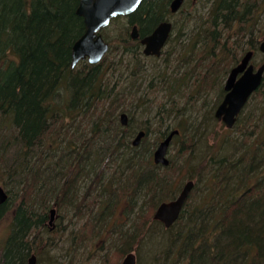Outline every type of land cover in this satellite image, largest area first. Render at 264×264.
I'll use <instances>...</instances> for the list:
<instances>
[{
	"label": "trees",
	"instance_id": "obj_1",
	"mask_svg": "<svg viewBox=\"0 0 264 264\" xmlns=\"http://www.w3.org/2000/svg\"><path fill=\"white\" fill-rule=\"evenodd\" d=\"M170 1L143 0L132 15L118 17L110 25L119 27L117 47L130 55L127 63L129 67L133 65L131 76L136 79L140 71L144 72L137 69L143 68L140 62L146 56L140 40L130 37L131 28L137 24L140 36L144 37L161 21L173 19ZM212 1L208 20L192 29L188 47L178 56L186 66L183 74L171 76L166 72L158 80L166 84L170 96L192 79L195 92L201 89L207 92L204 87L209 85L213 90L211 86L215 83L217 106L224 97L228 73L243 56L252 50L253 61L263 60L259 47L264 40V0ZM79 3L80 0H0V184L9 195L0 206V224L10 218L11 228L0 250L1 264H28L32 254L37 255V264H62L59 250L66 242L65 230L59 227V218L53 225L49 224L51 203L54 202L57 210L59 206L73 205L80 176L89 178L94 166L105 162L107 155L113 159L112 164L121 159V164L132 171L130 179L123 183L124 189L120 186L117 195L111 193L108 203L125 194L134 202L138 192L154 211L161 202L174 199L186 179L200 181L202 176L207 192L206 199L199 195L200 202L190 209L186 203L176 223L168 229L150 220L153 225L158 224V229L145 231L146 222L140 225L144 216L140 211L126 230L114 227L107 237L115 234L117 239L113 241L112 252L103 257V264H119L112 261V256L119 259L133 252L138 244L144 249L143 252L135 249L139 264L146 257L148 264H264V130L250 134L245 129L238 138L227 135L219 144L214 137L208 144L207 127L201 131L200 123L195 128L187 110L181 112L171 104L170 110L158 112V116L166 117L158 121L153 146L145 148L152 133V126L147 123L140 128L146 132L145 138L134 147L132 140L140 129L132 130L131 118L126 127L119 123L118 108L114 107L117 96L113 94H119L118 88L122 91L123 86L113 83L110 76L115 70L109 59L116 57L107 34L110 26L102 31L110 44L104 59L98 64L82 61L71 67L72 47L86 30L84 19L77 14ZM123 20L125 26H120ZM178 38L171 36L167 44L174 46ZM199 47L203 60L199 58L197 62H204L205 67L200 71L198 64H191ZM169 53H174V48ZM124 61L123 57L119 65ZM263 87L264 81L245 108ZM133 91L129 86L128 94ZM245 108L235 126L243 119ZM260 110L264 111V103ZM171 115L181 118L173 129L167 123ZM85 120L87 125L82 129ZM58 125L59 139L51 146L46 141ZM65 128L69 132L74 130L73 134L61 133ZM87 128L90 136L74 138L77 131ZM173 130L179 134L174 136L171 146L180 140L178 156L185 159L177 165L172 159L169 166L154 164V149ZM47 145L51 148L45 151ZM218 145L219 152L215 149ZM206 149L205 157L197 155ZM198 157L201 158L198 164L193 165L191 160ZM189 161L191 176L178 182L182 168ZM66 169L72 178L63 173ZM197 180L190 198L198 187ZM112 183H104V177L99 180L104 190ZM101 215L94 218V223L91 221L90 231L99 227ZM96 233L98 236L99 230ZM71 237L66 251L68 264L73 260L69 259L73 250L86 234L77 231ZM52 251L58 257L44 258Z\"/></svg>",
	"mask_w": 264,
	"mask_h": 264
},
{
	"label": "rangeland",
	"instance_id": "obj_2",
	"mask_svg": "<svg viewBox=\"0 0 264 264\" xmlns=\"http://www.w3.org/2000/svg\"><path fill=\"white\" fill-rule=\"evenodd\" d=\"M213 1L212 0H186L184 6L181 8V10L171 19L172 22H174L176 28L172 32V39L178 38L177 42L174 41L173 45L167 44L165 47L162 56L159 58L155 57H146L145 59L141 60V65L143 68H138L137 71L144 70V72L140 71L138 74V78L136 79L135 76H131L132 74V66L129 67L128 61L131 59L130 55H127L125 53H122V50L118 48V35H119V27L116 25L110 26L108 28L109 32L108 39L113 44L114 52L116 57L113 55L111 56V59H109L114 66V74L110 75L112 76L113 83H119L120 86H123V90H119V94H113L114 97L117 96L116 105H114L115 108H118L116 110V115H118V122L120 123V114L121 113H127L129 118L132 119V130L138 131L142 126H146L147 123L152 126V133H150L149 140L146 142L145 148H150L155 143V139L158 133V121H161L162 118H165L166 116H158V112L162 111H168L170 110L171 104H175V108L184 111V108L187 110V114L190 115V119L193 120L194 123L192 125L195 126V128H198V125L203 126L201 129L204 130L205 127H207L206 133L209 135L210 141H208V144H211L212 138L216 137L218 143H221V140L229 136V138H238L241 131L250 133V134H257L264 130V111L260 110L261 105L264 103V87L263 91L255 96L248 107L245 108L243 112V119L241 120L240 124L236 125L233 129H227L225 125L222 122L217 121L215 117V111H216V104L218 101V86L213 83V90H211L209 86H205L204 88H207V92H201V91H193L192 84H194V79L184 82L181 89L178 93H176L174 96H170L169 90L167 89L166 84L162 83L161 80H158L159 75L162 73H166L175 76L177 74H183V71L186 69V66L182 65L178 60L179 54H182L183 49L188 47V41H189V34L192 32V29L195 26H198L199 24H202L208 20L209 15V9L212 7ZM126 20H123L119 23L120 26H125ZM177 36V37H176ZM171 48H174V53L170 55L169 50ZM200 50V47L198 48ZM198 53V52H196ZM202 51L200 50L198 55L196 54L192 59L191 64L196 65L197 69H205L204 62L201 64L198 61L203 60L201 56ZM186 53H184L185 55ZM125 61L123 62V65H119L118 62L120 60H123V57ZM181 63V65H180ZM253 64L255 66H259L262 63V59L259 61H253ZM126 64V66H125ZM118 66V67H117ZM164 70H166L164 72ZM143 74V76H142ZM136 79V80H134ZM119 86V87H120ZM131 86V89L134 91L130 94H128V88ZM126 88V89H125ZM139 88V90H138ZM138 90V91H136ZM59 102V97H58ZM163 105V106H161ZM216 106V107H215ZM162 107V108H161ZM164 109V110H162ZM170 119H168L167 123L170 128H175V126L178 125L180 121V117L173 116ZM179 117V118H178ZM206 119V121H205ZM189 120V121H191ZM252 120L253 123H250ZM188 121V123H189ZM87 125L86 120L82 123V129H84ZM205 126V127H204ZM135 128V129H134ZM138 128V129H137ZM87 130V131H86ZM85 131H77L75 135V139H79L81 137L90 136V132L88 128ZM7 131V130H6ZM52 134L50 138L47 139L46 143L50 144L52 146V142L59 136V125ZM69 133V136L73 134L74 130L67 131V129L61 130V133ZM3 133V132H2ZM4 134V133H3ZM190 135V134H189ZM206 135V137L208 136ZM180 140H177L176 143L171 146V149L169 151V158L174 160L175 164L177 165L179 162H182L185 159L183 156L182 158L178 156V149L180 148L181 143H179ZM182 142V141H181ZM50 145H47V147L43 148L45 151H48L51 148ZM217 146V145H216ZM201 149H205V146H200ZM209 147V145L207 146ZM210 148V147H209ZM216 151H220V146L215 148ZM208 150H202L197 155L201 154V158L206 156ZM48 153V152H46ZM237 154V152H236ZM111 156H106L105 162H102V164H97L94 166V171L91 170V175L89 178L81 177L79 179V188L77 193V200L76 202L69 206V207H63L61 208L59 206V210H57V213L59 217H57L56 222L59 218V227L62 226L65 230V240L66 242L64 245L60 246L61 249L59 250V261L62 262V264H68V257L66 259L67 249L69 247V241L71 232H77L82 231L83 234H86V237L83 239V241L80 243L78 247H76L73 250V254L69 259H73L70 264H103V257L107 253H111L113 241L117 239L116 235L113 234V236H108L110 231L115 228H123L127 229L129 224H132V222L135 220V217L138 216V213L142 212L144 213L143 219L140 222V225L143 226V224L146 222L145 226L143 227L145 231H152L155 229H158V224L153 225L150 220L160 223L158 221L153 220V215L156 211V208L154 211H152L150 205L148 204V201L145 197H139L138 192L137 195L134 196L135 200H131V197L129 195L126 196H120V198L116 197L113 202L108 203V197L111 195V193L114 192L115 195H117L120 191V186L123 188V183L126 182L128 179H130L131 176V169H126L125 164H121L122 160L118 159L117 164H112V158ZM117 157L114 156L115 159ZM200 158V159H201ZM199 157L197 159H193L192 164L197 165L199 162ZM204 159V158H203ZM121 164V166L119 165ZM119 165V166H118ZM182 168V167H181ZM190 168V161L187 165H185L184 168H182V172L178 176V182H180L181 179L190 177L189 173ZM63 173L66 175L68 174L69 178H72V173L69 172V169L62 170ZM60 174V173H59ZM196 174V173H195ZM76 175V172L74 173ZM193 175V174H192ZM104 177V183L106 182H113L112 185H107L106 189L104 190L103 185H99V180H101ZM190 179H186L184 183ZM197 179L195 178L194 181ZM198 187L195 189L194 194L192 195V198L187 202L188 208L190 209L195 205V203L200 202L197 201L199 198V195H204L205 199V193L207 192L206 189V182H203V176L200 178V181L197 180ZM183 183V184H184ZM182 184V185H183ZM103 187V188H102ZM124 189V188H123ZM129 189V188H128ZM127 192V189H126ZM201 198V197H200ZM199 198V199H200ZM76 199V197H75ZM106 200V201H105ZM145 200L147 201V204L145 203ZM52 208L55 207L51 203ZM105 208L108 210L104 211ZM140 211V212H139ZM153 212V213H152ZM149 213V215H148ZM102 214V215H101ZM101 215V223L99 227L96 225L93 227L95 231L91 230V221L93 223L95 222V219H98ZM148 216V217H147ZM147 217L148 219L144 218ZM95 218V219H94ZM155 224V223H154ZM161 224V223H160ZM162 225V224H161ZM179 229L182 228L181 224H179ZM178 225V226H179ZM104 226V228H103ZM177 226V227H178ZM162 227H164L162 225ZM165 228V227H164ZM166 229V228H165ZM178 229V228H176ZM97 230H99V235L96 236L98 233ZM11 228H10V218L4 220L0 224V250L4 246L5 241L7 240L9 234H10ZM101 231H105L102 234ZM68 240V241H67ZM142 244H138V247L134 246L133 252L135 249H140L141 252L144 251V249L141 250L139 246ZM95 249V250H94ZM94 250L95 256L92 258V252ZM111 251V252H109ZM116 253V252H115ZM136 255L138 256V254ZM50 254V255H49ZM49 254L44 255V258L47 256H56L58 257V254L56 251H52ZM147 256V255H146ZM102 257V260H101ZM43 258V262L44 261ZM124 256L119 258L117 256H112V261H117L119 264L123 260ZM145 258V257H144ZM55 259V257H54ZM0 260H1V251H0ZM142 264H148L145 261L148 260L146 257L145 261L141 258ZM1 264V261H0Z\"/></svg>",
	"mask_w": 264,
	"mask_h": 264
},
{
	"label": "water",
	"instance_id": "obj_3",
	"mask_svg": "<svg viewBox=\"0 0 264 264\" xmlns=\"http://www.w3.org/2000/svg\"><path fill=\"white\" fill-rule=\"evenodd\" d=\"M143 0H80L77 14L84 19L85 33L74 43L72 47V64L75 68L79 62L88 60L90 64H98L103 60L109 51V44L100 33L101 30L107 28L113 19L119 16H129L133 14L141 5ZM183 0H174L171 4L172 12H177L181 7ZM172 31L171 22H162L148 36L141 39L144 46V54L146 56L161 55L163 47L166 45ZM140 33L138 26L132 28L131 38L139 39ZM260 51L264 54V41L260 44ZM253 52H249L244 56L242 61L234 67L228 77L225 85L224 100L218 106L215 116L222 121L227 128H233L237 122L238 116L242 112L251 95L258 90L263 82L264 77V60L262 65L255 69L250 64ZM128 115H121L123 126L128 125ZM178 131H173L169 136L159 143L153 157L156 164L168 166L170 161L167 153L171 142ZM146 132L141 131L133 141V146H139L141 140L145 137ZM194 187L193 181H188L182 188L178 197L170 202L160 204L154 214V220L160 221L166 228H170L177 221L180 213L188 200ZM8 194L0 185V206L8 200ZM56 210H51L52 224L55 220ZM28 264H37L36 255H32ZM121 264H137V256L134 252L129 253L123 259Z\"/></svg>",
	"mask_w": 264,
	"mask_h": 264
},
{
	"label": "bare ground",
	"instance_id": "obj_4",
	"mask_svg": "<svg viewBox=\"0 0 264 264\" xmlns=\"http://www.w3.org/2000/svg\"><path fill=\"white\" fill-rule=\"evenodd\" d=\"M131 15H132V14H131ZM172 30H173V28H172ZM173 31H174V30H173ZM139 32H140V31H139ZM148 35H150V34H147L146 36H148ZM171 36H172V35H171ZM171 36H169V39H170ZM165 47H166V46L163 47L160 56H162ZM259 52H260L261 54H263V53L260 51V49H259ZM244 56H245V55H244ZM244 56H243V57H244ZM224 95H227V92H224ZM128 123H129V119H128ZM141 131H144V130H143V129H140V130L138 131V134H139ZM167 137H168V135H167ZM167 137L163 138L160 142H162L163 140H165ZM142 140H143V139H142ZM142 140H141V141H142ZM65 233H66V232H65ZM75 234H76V232H71V235H72V236H74ZM65 235H66V234H65ZM70 238H73V237L70 236ZM32 255H36V254H32ZM32 255H31V256H32ZM36 257H37V255H36ZM30 258H31V257H30ZM37 260H38V258H37Z\"/></svg>",
	"mask_w": 264,
	"mask_h": 264
},
{
	"label": "flooded vegetation",
	"instance_id": "obj_5",
	"mask_svg": "<svg viewBox=\"0 0 264 264\" xmlns=\"http://www.w3.org/2000/svg\"><path fill=\"white\" fill-rule=\"evenodd\" d=\"M173 2V0H171L170 1V6H171V3ZM185 2H186V0H184L183 1V4H182V6L180 7V9H179V11L181 10V8L184 6V4H185ZM178 11V12H179ZM178 12H176V13H172L173 15H176ZM166 20H170L171 21V19H169V18H167V19H165V20H163V21H166ZM163 21H161V22H163ZM172 22V21H171ZM173 24H174V22H172ZM145 37V36H144Z\"/></svg>",
	"mask_w": 264,
	"mask_h": 264
}]
</instances>
